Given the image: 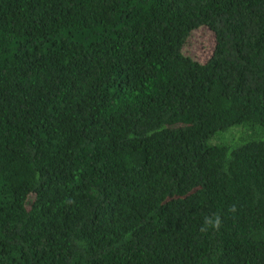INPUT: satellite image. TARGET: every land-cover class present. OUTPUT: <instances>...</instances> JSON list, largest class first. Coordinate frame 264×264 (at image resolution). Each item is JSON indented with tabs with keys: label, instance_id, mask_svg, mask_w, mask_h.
Segmentation results:
<instances>
[{
	"label": "trees",
	"instance_id": "1",
	"mask_svg": "<svg viewBox=\"0 0 264 264\" xmlns=\"http://www.w3.org/2000/svg\"><path fill=\"white\" fill-rule=\"evenodd\" d=\"M0 264H264V0H0Z\"/></svg>",
	"mask_w": 264,
	"mask_h": 264
},
{
	"label": "rangeland",
	"instance_id": "2",
	"mask_svg": "<svg viewBox=\"0 0 264 264\" xmlns=\"http://www.w3.org/2000/svg\"><path fill=\"white\" fill-rule=\"evenodd\" d=\"M214 43V34L208 28L201 27L189 38L185 52L192 57L205 59L211 53Z\"/></svg>",
	"mask_w": 264,
	"mask_h": 264
}]
</instances>
